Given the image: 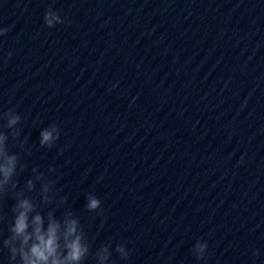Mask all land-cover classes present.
Listing matches in <instances>:
<instances>
[{
    "label": "water",
    "instance_id": "1",
    "mask_svg": "<svg viewBox=\"0 0 264 264\" xmlns=\"http://www.w3.org/2000/svg\"><path fill=\"white\" fill-rule=\"evenodd\" d=\"M0 28V114H21L28 140L0 127L26 168L17 190L38 167L68 197L38 210L73 211L117 264H202L198 240L208 264H264V0H0ZM53 123L60 139L41 147Z\"/></svg>",
    "mask_w": 264,
    "mask_h": 264
},
{
    "label": "clouds",
    "instance_id": "2",
    "mask_svg": "<svg viewBox=\"0 0 264 264\" xmlns=\"http://www.w3.org/2000/svg\"><path fill=\"white\" fill-rule=\"evenodd\" d=\"M45 24L54 28L57 24H63L64 19L51 6L44 16ZM11 28H0V36H6ZM12 58V53L7 54V59ZM24 117L15 109L10 108L7 112L0 114V120H6V127L11 130V137L18 145L23 147L28 142L27 138L21 141V124ZM61 129L58 124H51L40 131L39 144L41 147L53 148L60 139ZM9 135L0 131V201L8 195L11 190L15 204L12 207V217L8 221L7 231L9 235L3 238L0 230V241L2 248L8 252L9 264H85L89 256H93L96 264H117L112 259V242L105 243L93 254L87 234L76 214L69 210L62 218H57L54 211H48L45 215L38 210L42 205L67 204L68 197L57 199L58 192L55 190L56 180L47 178L38 167L32 169L33 176L27 180L23 190H17L18 172L26 170L21 164V156L10 152ZM49 172L55 173V167H49ZM37 184L40 185V196L34 199L26 195L36 191ZM85 208L89 212L102 210V201L93 193L86 195ZM5 221V216L0 212V225ZM209 244L204 240H198L192 249V255L208 264L210 254ZM116 253L121 260L127 261L131 251L125 244H116ZM259 256V251L253 253Z\"/></svg>",
    "mask_w": 264,
    "mask_h": 264
}]
</instances>
